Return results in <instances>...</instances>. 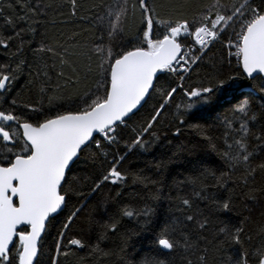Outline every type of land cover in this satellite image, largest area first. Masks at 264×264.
<instances>
[{"label":"trees","instance_id":"trees-1","mask_svg":"<svg viewBox=\"0 0 264 264\" xmlns=\"http://www.w3.org/2000/svg\"><path fill=\"white\" fill-rule=\"evenodd\" d=\"M156 2L163 6L158 17L161 23L156 31L163 33L165 23L177 15L192 20L206 7L231 6L244 3V0ZM124 3L125 0H75L73 7L72 0H0V40L8 44L7 47L0 44V67L16 69L20 65L14 73L16 79L7 89L0 90V110L34 115L28 109H43L47 113L49 109L67 106L71 101H75L72 105L75 107L78 98L94 90L101 81L96 48L100 45L107 48L109 44L118 48L129 42L137 43L140 13L138 7L135 11L132 8L136 0H127L128 15L126 19L121 18L122 31L111 39L108 37V11H119V6ZM30 9H35L36 14L33 15ZM5 18H11L12 23H6ZM231 32L229 29L214 42L185 75L183 88L178 90L175 100L166 106L160 122L152 129L155 138L151 133L143 137L149 142L145 149L130 148L129 145L135 139L132 129L150 118L152 109L159 106L160 97L155 90L139 111L119 126L116 142L105 144L103 151L107 156L92 158L91 153L97 151L95 143L101 140L100 135L95 136L92 145L72 165L69 180L75 183L65 184L69 190L66 204L49 221L40 240L35 264H51L50 258L56 254L55 242L60 239L63 224L82 206L83 210L65 230L63 243L67 244L75 237L81 239L85 247L72 246L70 255L59 257L60 264H147L154 260L164 261V264H186L187 259L195 260L198 253L186 248L183 237L188 233L193 241L203 237L199 244L203 248L209 241H215L219 228L225 224L232 227L243 224L245 239L242 245L225 244L219 250L215 243L210 244L209 264H236L245 250L251 262L252 254L264 247V193L261 192L264 170L258 168L264 163V94L258 87L264 80L256 76L250 82L242 77L243 87L237 93L215 99L195 118L185 116L183 123L176 108L189 88L210 86L217 74L237 73L236 62L228 58L225 45ZM189 38L183 37L180 42L188 44ZM41 45L45 51H39ZM48 48L54 52H48ZM61 57L64 63H61ZM173 80L176 84L181 83L179 77L162 72L155 80L157 90L160 85ZM251 85H257L254 94ZM241 94L249 99L250 108L246 114L234 115L232 109L237 103L236 97ZM226 121L232 126L229 127ZM242 123L247 124L246 134L240 128ZM236 140L245 145V154H252L249 164L257 169L248 180L249 187H244L242 182L243 167L237 166L230 171L229 163L222 155L226 151H231L232 155L245 151L235 144ZM229 145H232L231 150ZM9 147L12 145L0 144V159L8 155ZM116 160H119L118 170L125 180L118 184L107 182L92 193L97 175H103ZM161 162L163 166L157 168ZM229 172L225 186L220 187L215 177ZM184 199L190 201V207L183 205ZM226 200L231 203L229 210L215 207V202ZM145 206L153 209L148 225H144L142 216L129 218L123 215L125 209L139 210ZM187 215H193L195 220L182 224ZM205 219L208 226L201 232L198 224ZM112 223H117L115 229L107 227ZM174 223L181 225L172 237L178 241V246L165 251L156 240L161 230ZM97 246L99 250L93 251Z\"/></svg>","mask_w":264,"mask_h":264},{"label":"snow or ice","instance_id":"snow-or-ice-1","mask_svg":"<svg viewBox=\"0 0 264 264\" xmlns=\"http://www.w3.org/2000/svg\"><path fill=\"white\" fill-rule=\"evenodd\" d=\"M72 3L75 7V0H72ZM137 7L140 13L137 43L132 45L129 42L118 48L111 44L107 48L103 45L96 48L100 61L98 67L102 70L101 81L94 90L78 98L79 103L75 107L72 106L75 101H71L67 106L60 105L54 110L49 109L47 113L43 109H28L34 115L0 110V144L12 145L7 149L8 155L0 159V264H35L42 233L46 231L49 221L54 219L52 214H57L66 204L69 190L65 188V184L75 183L74 180H69L72 165L92 145L95 136L103 134L101 140L95 143L97 151L91 153L92 158L107 156L103 151L105 144L116 142L119 126L131 119L139 111V107L143 106L142 102L146 101V97L155 90L160 97L159 106L152 109L150 118L132 129L135 139L129 145L130 148L138 146L145 149L149 142L144 141L143 137L151 133L155 138L156 134L152 129L160 122L161 113L166 106L175 100L178 90L183 88L182 82L186 77L182 73L190 72L206 54L210 43L226 34L229 29L232 30L235 44L230 40L227 46L235 47L237 73L217 74L210 81V86L201 85L186 90L181 102L176 104L181 123L184 122L185 116L195 118L199 111L212 105L215 99L237 93L243 87L242 77H247L251 82L256 74H261V79L264 80V0H244V3L231 6L215 4L204 8L192 20L177 15L174 20L169 19L165 23L163 33L156 31L161 23L158 17L161 16L163 6L156 0H136L132 5L133 11ZM173 10L176 11L175 8ZM30 11L33 15L36 14L35 9ZM127 15V0L124 5L119 6V11H108L109 39L118 31H122L121 18L126 19ZM5 19L6 23H12L11 18ZM183 37H191L193 45L198 47L185 50V45L180 42ZM0 44L8 46L5 40H0ZM46 50L54 52L51 48ZM39 51H45L43 45ZM61 63H64L63 57ZM19 67L20 65H17L16 69L0 67V90L7 89L12 84L16 79L14 73ZM158 72L171 73L174 77H179L181 83L176 84L173 80L167 85H160L157 90L155 80L158 79ZM174 84L176 86H173ZM258 87L260 93L264 94V83ZM256 88L257 85H251L253 94ZM236 99L233 114H246L250 108L249 99L243 94ZM252 119H255V116ZM226 122L229 127L232 126L230 122ZM240 128L247 133L246 123H242ZM235 144L240 149H245L241 140H236ZM228 147L231 150L232 145ZM13 148L18 150L13 151ZM245 153L246 149L235 155H232L231 151L222 155L229 163L230 171L237 166L243 167L242 182L244 187H249L248 180L257 169L249 164L252 154ZM118 164L119 160H116L103 175H97L91 188L92 193L107 182L118 184L125 180V176L118 170ZM162 166L163 162L157 164V168ZM258 168L264 170V163ZM227 176H230V172L215 177L220 187L225 186ZM261 192L264 193V189ZM248 198H252L251 194ZM183 205L191 206L188 199L183 200ZM215 207L227 211L231 208V203L228 200L223 203L215 202ZM82 210L83 206L77 208L68 216V222L63 224L59 233L60 239L55 242L56 254L50 258L51 264H60L59 257L70 255L72 246L85 247L83 241L75 237L69 239L67 244L63 243L65 230L70 228ZM152 212V208L145 206L139 210L125 209L123 215L129 218L142 216L144 225H148ZM194 220L193 215H187L182 224ZM207 226V219L198 224L201 232ZM107 227L115 229L117 223ZM180 227L181 225L174 223L161 230L156 240L158 246L174 250L178 241L172 237ZM183 239L187 249L198 253L195 260L187 259L186 264H209L210 244L215 243L217 250L225 244L242 245L245 229L243 224L234 227L225 224L219 228L215 241H209L203 248L199 247L203 237L193 241L191 233H188ZM98 250V246L93 249ZM251 262L264 264V247L258 248L252 254ZM251 262L249 253L245 250L236 264ZM147 264H164V261L154 260Z\"/></svg>","mask_w":264,"mask_h":264},{"label":"bare ground","instance_id":"bare-ground-1","mask_svg":"<svg viewBox=\"0 0 264 264\" xmlns=\"http://www.w3.org/2000/svg\"><path fill=\"white\" fill-rule=\"evenodd\" d=\"M189 40H190V42L188 43V44H186V42L185 43H182L183 45H185V48H191V47H198V46H194L193 45V43H192V38L190 37L189 38ZM231 40V42H232V44L234 45V41H235V39H234V37H232V35L231 36H229V38L227 39V41L225 42V45H226V47H227V53H228V58H230V59H232L234 62H236V58H235V55H232L231 54V51H232V48H229L227 45H228V43H229V41ZM216 41H218V39L216 40ZM215 41V42H216ZM214 42H212L211 44H210V46L213 44ZM209 46V47H210ZM231 54V55H230ZM187 73H182V75H186ZM161 248V247H160ZM164 250V249H163ZM165 251H168V250H165Z\"/></svg>","mask_w":264,"mask_h":264},{"label":"water","instance_id":"water-1","mask_svg":"<svg viewBox=\"0 0 264 264\" xmlns=\"http://www.w3.org/2000/svg\"><path fill=\"white\" fill-rule=\"evenodd\" d=\"M161 73H162V72H158V73H157V77H158ZM256 76H260V77H261V74H256L255 77H256ZM246 78H247V77H246ZM147 97H148V96H147ZM147 97H146V99H147ZM143 104H144V102H142V105H143ZM140 108H141V107H139V109H140ZM9 144H11V143H9ZM63 207H64V205L62 206V208H61L60 210H58V213L63 209ZM58 213H57V214H58ZM57 214H52V215L55 216V215H57ZM42 236H43V233H42ZM41 238H42V237H41ZM40 240H41V239H40ZM164 250H166V249H164ZM36 258H37V257H36ZM36 258H35V260H36Z\"/></svg>","mask_w":264,"mask_h":264},{"label":"built area","instance_id":"built-area-1","mask_svg":"<svg viewBox=\"0 0 264 264\" xmlns=\"http://www.w3.org/2000/svg\"><path fill=\"white\" fill-rule=\"evenodd\" d=\"M210 44H211V43H210ZM234 44H235V41H234ZM185 50H187V48H185ZM235 51H236V50H235V47H233V48H232V51H231V54H232V55H235Z\"/></svg>","mask_w":264,"mask_h":264},{"label":"rangeland","instance_id":"rangeland-1","mask_svg":"<svg viewBox=\"0 0 264 264\" xmlns=\"http://www.w3.org/2000/svg\"><path fill=\"white\" fill-rule=\"evenodd\" d=\"M103 134H101L100 136H102Z\"/></svg>","mask_w":264,"mask_h":264}]
</instances>
